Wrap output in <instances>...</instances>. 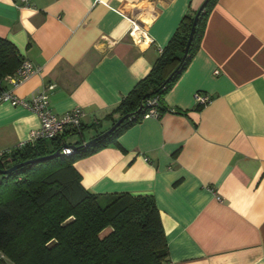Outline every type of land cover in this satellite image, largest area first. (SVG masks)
I'll return each instance as SVG.
<instances>
[{"label":"crops","instance_id":"crops-1","mask_svg":"<svg viewBox=\"0 0 264 264\" xmlns=\"http://www.w3.org/2000/svg\"><path fill=\"white\" fill-rule=\"evenodd\" d=\"M204 1L0 0V37L39 69L17 86L15 73L5 77L4 91L28 100L51 85L53 113L84 111L73 144H85L120 118L117 106ZM195 93L210 103L200 108ZM163 102L172 112L73 163L81 186L153 196L167 264H264V0H216ZM39 126L33 112L1 102L0 153Z\"/></svg>","mask_w":264,"mask_h":264},{"label":"trees","instance_id":"trees-1","mask_svg":"<svg viewBox=\"0 0 264 264\" xmlns=\"http://www.w3.org/2000/svg\"><path fill=\"white\" fill-rule=\"evenodd\" d=\"M215 3L216 0H205L200 6L186 54V42L199 9L183 17L149 73L117 106L120 118L131 116L109 135L89 146L80 142L68 145L75 147L71 155L34 162L0 175V253L6 259L0 264H167L168 246L154 197L91 194L81 186L73 163L115 144L150 109L154 108L158 116L172 112L165 106L164 96L199 49ZM21 61L14 45L0 37V94L4 91L3 79L13 75ZM152 99L155 105L149 106ZM81 130L82 125L79 131L3 152L0 169L49 156Z\"/></svg>","mask_w":264,"mask_h":264},{"label":"built area","instance_id":"built-area-1","mask_svg":"<svg viewBox=\"0 0 264 264\" xmlns=\"http://www.w3.org/2000/svg\"><path fill=\"white\" fill-rule=\"evenodd\" d=\"M14 5L19 7L26 6L28 0H13ZM130 34L133 35L135 31V26H133ZM134 36V35H133ZM39 72L30 61L22 60L20 66L15 71V76L11 77V82L13 86H17L21 82L27 80L32 75ZM51 85L47 86L45 90H41L31 96L28 100L19 99L13 96L11 93L3 91L0 94V103L8 102L11 106H21L37 115L40 120V126L37 130L30 133V138L27 142L19 144L17 148H21L27 143H35L40 140H52L63 134L71 131H79L82 121L85 117L84 111L80 107H75L63 114H55L52 112L49 106V96L48 91L52 90ZM194 101L198 106H205L210 103L211 99L207 95L200 93L194 94ZM149 106L155 105V100L148 101ZM148 116H158V113L154 108L150 109ZM97 121H95V124ZM62 155L68 156L73 153L70 148H65L61 150ZM1 154V153H0ZM0 260H6L4 255L0 253Z\"/></svg>","mask_w":264,"mask_h":264},{"label":"water","instance_id":"water-1","mask_svg":"<svg viewBox=\"0 0 264 264\" xmlns=\"http://www.w3.org/2000/svg\"><path fill=\"white\" fill-rule=\"evenodd\" d=\"M201 7L199 8L198 12L195 14L194 16V19H193V23H192V27H191V30H190V33H189V36H188V39H187V42H186V47H185V54L187 53V50L190 46V43L192 41V38H193V34H194V30H195V26H196V22H197V19H198V16L201 12ZM141 110V106L139 107L138 111ZM131 116V114H127V115H124L123 117H121L120 119H118L113 126H111L108 130H106L105 132H103L102 134H100L99 136H97L96 138H93L91 140H89L88 142L85 143V146H89L91 144H93L94 142H96L97 140H100L104 137H106L107 135H109L116 127H118L125 119L129 118ZM65 148H70L72 150L75 149L74 146H68V145H63L60 149H58L56 152H54L53 154L49 155V156H45V157H37L35 159H32V160H29V161H26V162H23L21 164H16L6 170H2L0 169V175H8L10 173H12L13 171L17 170L18 168L22 167V166H25L27 164H32L34 162H40V161H44L46 159H50V158H55V157H59L62 155L61 153V150L62 149H65Z\"/></svg>","mask_w":264,"mask_h":264},{"label":"rangeland","instance_id":"rangeland-1","mask_svg":"<svg viewBox=\"0 0 264 264\" xmlns=\"http://www.w3.org/2000/svg\"><path fill=\"white\" fill-rule=\"evenodd\" d=\"M79 136L77 134L71 136V137H68L65 141V144L66 145H73V142L76 140V138H78ZM105 233H107V231H105ZM103 233V234H105Z\"/></svg>","mask_w":264,"mask_h":264}]
</instances>
